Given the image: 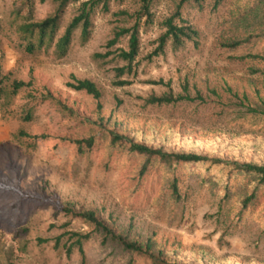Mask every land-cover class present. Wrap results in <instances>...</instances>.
Instances as JSON below:
<instances>
[{
    "label": "rangeland",
    "instance_id": "1",
    "mask_svg": "<svg viewBox=\"0 0 264 264\" xmlns=\"http://www.w3.org/2000/svg\"><path fill=\"white\" fill-rule=\"evenodd\" d=\"M176 1L156 0L154 24L141 30L137 72L125 77L131 84L119 86L113 71L116 60L95 55L109 50L107 42L118 24L113 13L133 11L134 0L121 5L113 1L111 13L98 12L89 40L82 43L78 33L64 57L57 55L54 46L27 53L17 43L13 21L18 0H0L2 73L33 82L12 98L0 96V211L5 217L0 219V251L9 252L15 264H83L77 250L68 257L54 249L53 237L61 234L64 218L56 219L50 207L31 204L37 195L59 197L77 209H93L107 223L113 214L123 228L133 222L134 234L152 237L170 253L169 258L178 261L264 264V191L255 205L242 211L240 195L251 192L246 176L236 175L229 166L210 172L184 164L171 169L159 161L141 175L144 158L110 143L109 132L148 143L174 135L177 141L170 147L174 151L264 162V115L247 112L249 105L264 110V73L252 71H264V65L235 59L250 52L264 55V39L235 51L224 47L231 39L264 30L256 0H226L217 8L213 0H206L202 9L187 10L185 16L200 32L198 46L189 43L178 52L168 46L164 55L151 57L163 32L161 22L173 12ZM54 8L52 1L36 0L34 17L41 20ZM75 8L69 7L64 25ZM27 13L25 8L21 15ZM73 76L93 80L102 97L97 100L68 87ZM160 80L164 83H154ZM167 82L175 93L188 82L191 92L201 90L206 101L147 104L150 95L167 91ZM45 93L54 99H45ZM29 106L35 110L27 121ZM20 130L31 138L18 136ZM92 136L97 145L81 154L75 142ZM173 180L178 183L179 200L170 191ZM224 186L229 200L221 209ZM12 201L23 204L21 209L15 210ZM18 213L29 220L30 232L22 238H14L22 226ZM72 227L89 231L79 220ZM84 248V264H154L102 246L97 234ZM4 263L0 255V264Z\"/></svg>",
    "mask_w": 264,
    "mask_h": 264
},
{
    "label": "trees",
    "instance_id": "2",
    "mask_svg": "<svg viewBox=\"0 0 264 264\" xmlns=\"http://www.w3.org/2000/svg\"><path fill=\"white\" fill-rule=\"evenodd\" d=\"M36 0H18L16 3V24L15 32L18 36L17 43L25 49L29 54L55 47V52L58 56L64 57L68 54L71 45L73 44L76 35L80 34V40L85 43L89 40L93 27V20L98 12L111 13L112 2L123 4L125 0H40V2L52 1L55 4L54 11L41 20H36L34 17V3ZM226 0H213L214 7L222 5ZM20 2V4H18ZM156 0H134L136 8L133 11L128 9H120L113 14L117 17V22L113 27L112 35L107 42L109 50L105 54H96L95 57H101L102 60L111 57L116 60V65L113 67L116 78V84L125 86L131 84V78L137 72L138 57L141 51V30L148 28L154 24L155 14L152 7ZM206 0H177L173 12L167 16L162 22L161 27L163 32L156 39V46L150 53V56H160L166 53L168 46L174 52H178L185 48L187 44H199L200 32L185 16V12L190 9H202ZM71 5H76L74 13L70 21L64 25L66 13ZM255 7L258 13L264 19V0H256ZM28 8L26 15H21V12ZM3 25L0 17V31ZM62 31V33H61ZM61 33V34H60ZM264 39V30L247 35L241 39H231L224 43V47L231 51H235L241 47H249L251 44ZM123 41L126 45L123 46ZM236 60L255 61L264 65V55L260 53L250 52L242 56H235ZM1 61V57H0ZM254 73H264L261 69L252 68ZM73 81L67 83V86L77 91H84L95 99L99 100L102 97V91L97 84L88 78H77L73 76ZM155 84L164 83L162 80L154 82ZM32 80L25 81L20 79H11L10 75L2 73L0 63V96L7 99L12 98L25 87L32 86ZM167 91L162 95L152 94L146 99L149 105H174L180 102L194 103L196 101L204 102L205 97L201 90L196 89L195 94L191 92V87L188 82L184 84L181 92L175 93L171 83H165ZM232 91V90H231ZM215 93V92H213ZM234 96L239 97L238 93ZM45 99L53 100L54 97L50 93H45ZM243 99L248 100L247 96ZM35 106L26 107L24 119L29 121L33 118ZM247 112L254 114H263L264 110L247 106ZM21 138H31V135L24 130L19 131ZM110 143L113 147L123 149L131 154H136L144 158L140 170V174L144 175L157 161L163 163L167 167L173 169L179 164L196 165L197 167L205 168L207 171H214L217 167H231V171L236 175L242 174L249 179L250 193L241 194L239 204L243 210L255 205L259 200L260 193L264 191V162L261 160L251 161H229L223 158L211 157L209 155L195 152L171 150L177 138L174 135H169L164 138H155L148 142L142 140L134 141L128 137L122 136L115 132H109ZM81 154L91 151L97 145L96 136L86 139L77 140L75 142ZM210 171V172H211ZM177 180H173L170 184L172 197L179 200L180 192L177 185ZM220 192L221 201L220 208L228 203V190ZM225 190V191H224ZM25 200L24 198L22 199ZM32 202V203H31ZM15 210L21 209V203L10 202ZM36 206H47L53 209L55 218L62 216L64 221L60 225L61 234L53 237L54 249L63 252L70 257L76 250L81 254L83 264L86 259L84 245L94 234L101 238V244L105 247L118 249L124 254H128L131 258L144 257L152 261L154 264H191L183 260L178 261L170 257V253L160 247L156 240L152 237H143L136 235L133 232L134 223L132 222L128 228H123L119 225L118 220L113 214L109 215L111 222L107 223L103 220L97 211L93 209H77L64 203L59 197H51L46 195H37L30 201ZM31 204L28 205L31 207ZM0 209H2L0 207ZM4 214L0 211V219H4ZM18 222L22 226L15 223V227L19 225V229L14 232V238H22L27 236L30 228L27 225L29 221L27 217H22L18 213ZM79 220L89 228V231L77 230L72 227L73 221ZM40 242L50 241L49 238H39ZM2 258H5L4 264H15L3 250L0 251ZM169 256V257H168Z\"/></svg>",
    "mask_w": 264,
    "mask_h": 264
}]
</instances>
